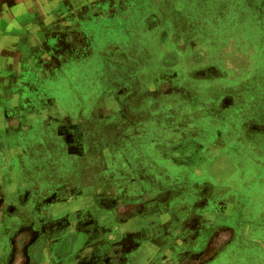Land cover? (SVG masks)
<instances>
[{
  "label": "crops",
  "instance_id": "1",
  "mask_svg": "<svg viewBox=\"0 0 264 264\" xmlns=\"http://www.w3.org/2000/svg\"><path fill=\"white\" fill-rule=\"evenodd\" d=\"M221 8L229 13L224 43L206 47L177 32L156 66L135 71L131 52L121 53L131 32L119 26L123 32L108 40L117 48L105 42L91 56L94 125L59 130L51 118L60 143L40 159L25 144L2 147L16 157L0 164V264H214L216 253L206 249L216 247L212 232L221 221L220 231L239 225V200L256 219L246 221L250 229L263 232L264 188L249 182L264 187V0ZM168 39L164 31L158 40ZM236 40L244 48L225 66L210 62L207 53L230 54ZM45 114L40 103L32 111L41 144ZM62 150L81 155L72 176L64 168L70 160L55 158ZM242 167L248 180L233 192L229 183Z\"/></svg>",
  "mask_w": 264,
  "mask_h": 264
},
{
  "label": "rangeland",
  "instance_id": "2",
  "mask_svg": "<svg viewBox=\"0 0 264 264\" xmlns=\"http://www.w3.org/2000/svg\"><path fill=\"white\" fill-rule=\"evenodd\" d=\"M226 2L232 0H0V164L6 158L16 157L15 152L7 155L1 151L16 143L25 144L33 159L48 157L46 148L60 143L49 131L53 128L52 120L57 121L55 125L59 130L94 125L92 110L96 105L97 68L91 56L93 50L105 42L117 48L118 40H108L123 32L119 26L126 28L124 32H131L132 36L124 44L128 47L121 48V53L131 52L128 63L135 65L132 68L135 71L149 63L156 66L159 51L172 48L180 34L185 40L189 36L192 39L194 34L206 47L224 43L229 13H223L221 6ZM214 14L222 16L217 21ZM153 22L158 24L151 27ZM164 31L169 39L160 45L158 39ZM235 42L236 50L230 54L228 50L212 49L215 51L207 53L210 62L225 66L226 58L244 48L237 40ZM247 49L251 50L250 46ZM82 50H90L89 56ZM113 55L121 60L122 54L115 52ZM200 63L204 65L208 59L204 57ZM124 75L116 74L117 79ZM39 103L46 111V117L38 125L46 133L43 144L41 137L32 130V111ZM72 140L75 142L74 138ZM59 152L55 158L60 164L64 159L70 160L71 167L64 168H68V174L71 172L72 176L78 170L75 160L81 155L75 150ZM244 168L247 169L239 168L229 183L233 192L239 180H248ZM249 184L256 190L264 188ZM92 185L96 184H90V187ZM237 206L240 208L239 225L231 224V230L220 231L225 226L223 221L219 222L220 229L212 232L214 236L217 233L216 247L212 244L206 249L210 254L216 253L214 264H223L224 254L230 255L229 264H264V228L261 227L263 232L255 227L250 229L255 225L246 221H256L250 208L242 209L241 200ZM240 219L243 222H238ZM232 238V246H220ZM62 250L64 248H60ZM183 264L192 263L186 260Z\"/></svg>",
  "mask_w": 264,
  "mask_h": 264
},
{
  "label": "flooded vegetation",
  "instance_id": "3",
  "mask_svg": "<svg viewBox=\"0 0 264 264\" xmlns=\"http://www.w3.org/2000/svg\"><path fill=\"white\" fill-rule=\"evenodd\" d=\"M72 142H73V140H72ZM65 247V246H64Z\"/></svg>",
  "mask_w": 264,
  "mask_h": 264
}]
</instances>
